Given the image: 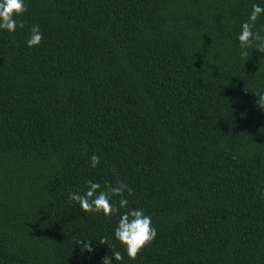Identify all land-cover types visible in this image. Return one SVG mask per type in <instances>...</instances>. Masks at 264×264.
Listing matches in <instances>:
<instances>
[{
    "label": "trees",
    "instance_id": "obj_1",
    "mask_svg": "<svg viewBox=\"0 0 264 264\" xmlns=\"http://www.w3.org/2000/svg\"><path fill=\"white\" fill-rule=\"evenodd\" d=\"M257 2L26 0L0 32V264H264V54L236 40ZM88 180L151 216L136 259L119 214L69 200Z\"/></svg>",
    "mask_w": 264,
    "mask_h": 264
},
{
    "label": "clouds",
    "instance_id": "obj_2",
    "mask_svg": "<svg viewBox=\"0 0 264 264\" xmlns=\"http://www.w3.org/2000/svg\"><path fill=\"white\" fill-rule=\"evenodd\" d=\"M26 0H0V32L13 34L18 28H23L24 23L19 19L27 12ZM264 16V0L253 3L248 17L240 25V31L236 40L240 46V55L245 58L249 57L247 49L253 47L259 53L264 54V35L260 31H254L256 21ZM43 39V32L38 24H33L29 30V35L25 40L28 48L39 46ZM258 103L264 108V96H258ZM90 167L96 168L101 158L97 154L89 157ZM127 191L128 196L132 195L133 189L122 181L115 185L105 184L103 187L99 182L94 180L86 181V187L81 192L69 193V200L77 203L84 212L103 214L105 217L118 215L113 236L116 241L124 248L129 259H136L138 253L150 244L157 237V229L152 222L151 216L147 215L143 209L130 208L129 201L124 193ZM118 197V206L113 203V198ZM121 209L125 211L121 212ZM85 250L92 251L89 241H81ZM115 247V246H113ZM123 259L119 251H113L111 256L101 258L102 264H116Z\"/></svg>",
    "mask_w": 264,
    "mask_h": 264
}]
</instances>
